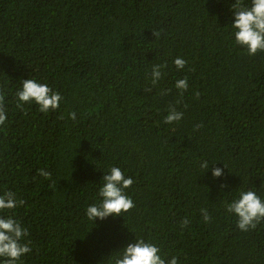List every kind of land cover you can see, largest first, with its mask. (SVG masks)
Listing matches in <instances>:
<instances>
[{
	"label": "trees",
	"instance_id": "1",
	"mask_svg": "<svg viewBox=\"0 0 264 264\" xmlns=\"http://www.w3.org/2000/svg\"><path fill=\"white\" fill-rule=\"evenodd\" d=\"M232 3L0 0V195L25 201L13 212L31 241L22 264H115L139 239L178 264H264V222L241 232L226 211L241 191L264 201V52L235 45ZM29 78L60 93L57 111L16 107ZM170 107L181 121L164 123ZM112 167L134 180L135 207L90 221Z\"/></svg>",
	"mask_w": 264,
	"mask_h": 264
},
{
	"label": "clouds",
	"instance_id": "2",
	"mask_svg": "<svg viewBox=\"0 0 264 264\" xmlns=\"http://www.w3.org/2000/svg\"><path fill=\"white\" fill-rule=\"evenodd\" d=\"M230 10L234 18L231 27L235 45L245 49L248 56H256L264 52V0H250V2L249 0H234ZM152 34L156 38L160 36V32H152ZM174 64L177 70H182L187 61L176 58ZM165 67H167L166 64L153 66L151 73L153 87L162 79V69ZM175 87L182 97L188 90L187 79L178 80ZM145 91L151 92V88H146ZM163 94L167 95L166 92ZM15 95L18 109L23 110L24 104L34 103L38 106L39 112L45 115L57 111L62 100L59 92H54L47 84L38 83L32 78L23 80L21 89ZM196 96L199 98V93H196ZM69 117L75 120V112L69 113ZM182 118L183 112L170 107L164 123L172 124L181 121ZM6 119L5 93L0 91V126L5 124ZM202 127L203 125L199 124L196 129ZM200 167L207 169L209 165L203 162ZM38 175L45 179L51 178L50 172L44 169H40ZM222 175L223 169H212L214 178ZM102 181L103 185L98 192L101 198L100 203L90 205L86 209V216L90 221H103L110 216L120 217L135 207L133 200L126 194V190L133 185L134 180L131 177H125L119 167H112L109 174L103 175ZM24 204L25 201L18 200L12 191H5L0 195V261L2 264H22L21 258L32 251L31 241L26 239L29 236L28 229L22 227L21 223L13 218L14 210ZM226 211L237 218V228L241 232L255 230L264 222V201L251 190L241 191L238 199L227 204ZM4 213H8L7 216ZM201 215L205 224L211 222L207 209H201ZM189 223V219L185 217L180 227L186 228ZM115 264H178V258L173 256L166 261L161 255L159 246L139 239L123 249L122 256L115 259Z\"/></svg>",
	"mask_w": 264,
	"mask_h": 264
}]
</instances>
